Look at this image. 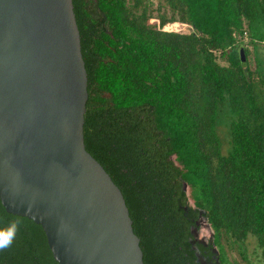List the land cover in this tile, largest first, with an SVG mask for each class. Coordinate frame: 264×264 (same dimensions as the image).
I'll return each mask as SVG.
<instances>
[{
    "label": "trees",
    "instance_id": "1",
    "mask_svg": "<svg viewBox=\"0 0 264 264\" xmlns=\"http://www.w3.org/2000/svg\"><path fill=\"white\" fill-rule=\"evenodd\" d=\"M71 4L86 73L84 149L119 189L142 262L200 264L213 246L221 263L249 264L250 235L264 264V0ZM170 22L189 31L161 29ZM198 218L212 232L206 248ZM13 223L0 264H57L41 227L0 204V230Z\"/></svg>",
    "mask_w": 264,
    "mask_h": 264
},
{
    "label": "water",
    "instance_id": "2",
    "mask_svg": "<svg viewBox=\"0 0 264 264\" xmlns=\"http://www.w3.org/2000/svg\"><path fill=\"white\" fill-rule=\"evenodd\" d=\"M86 99L71 0H0L1 206L41 227L57 264H144L119 189L84 149Z\"/></svg>",
    "mask_w": 264,
    "mask_h": 264
},
{
    "label": "rangeland",
    "instance_id": "3",
    "mask_svg": "<svg viewBox=\"0 0 264 264\" xmlns=\"http://www.w3.org/2000/svg\"><path fill=\"white\" fill-rule=\"evenodd\" d=\"M151 1H152V7H155L156 0H151ZM148 23L149 24L150 23H156V21L153 19L152 20L150 19V20H148ZM162 28L164 29V28H166V26L162 27ZM170 29L172 31H181V32L189 31V28L186 26H184V27L183 26H172V27H170ZM166 30H169V29H166ZM246 45L249 47V44H246ZM223 125H226V123L223 120H221V123L219 124L218 130L222 136H223V131L226 130V127ZM216 130H217V128H216ZM218 130H217V134L219 137ZM220 148H221L222 154H226L228 149H229L228 144H227V146L222 144L221 140H220ZM185 192H186L188 204L192 205V200H191V197L189 195V189L186 188ZM210 234H211V230L209 229V227L207 225H205L204 222L203 223L201 222L199 224V229L197 230V238L201 239V240H207L209 238ZM242 247L245 250V256H246L249 264H259L261 262V256L259 253V248L256 246L254 239L252 237H250V235H248L247 239L242 243ZM240 264H245V263L240 262Z\"/></svg>",
    "mask_w": 264,
    "mask_h": 264
},
{
    "label": "flooded vegetation",
    "instance_id": "4",
    "mask_svg": "<svg viewBox=\"0 0 264 264\" xmlns=\"http://www.w3.org/2000/svg\"><path fill=\"white\" fill-rule=\"evenodd\" d=\"M195 222H196V224L201 223V222L203 223L204 222V219L203 218H198V220L195 221ZM197 230L196 231L193 230L194 236L196 238H197ZM211 235H212V233L210 234V236H209V238L207 240L198 239V241L200 243H202V245L204 246V248H206V247L209 246L206 241H209L210 240ZM210 250H211L210 251L211 254L208 257H200V256H197L199 263L200 264H223V263H221L218 260V252H217V250L213 246L210 247ZM203 253L205 254L206 253V250H204ZM195 254L198 255V253H196V252H195Z\"/></svg>",
    "mask_w": 264,
    "mask_h": 264
},
{
    "label": "clouds",
    "instance_id": "5",
    "mask_svg": "<svg viewBox=\"0 0 264 264\" xmlns=\"http://www.w3.org/2000/svg\"><path fill=\"white\" fill-rule=\"evenodd\" d=\"M18 224L13 223L7 229L0 230V249L9 247L15 237Z\"/></svg>",
    "mask_w": 264,
    "mask_h": 264
},
{
    "label": "built area",
    "instance_id": "6",
    "mask_svg": "<svg viewBox=\"0 0 264 264\" xmlns=\"http://www.w3.org/2000/svg\"><path fill=\"white\" fill-rule=\"evenodd\" d=\"M166 26V28H162V30H165V31H172L171 29H170V27H172V26H186V25H184V24H181V23H178V22H170V23H166L163 27H165ZM187 27V26H186ZM166 29H169V30H166ZM236 37V36H235ZM242 38H243V40H245L246 39V32L245 31H243V33H242Z\"/></svg>",
    "mask_w": 264,
    "mask_h": 264
}]
</instances>
